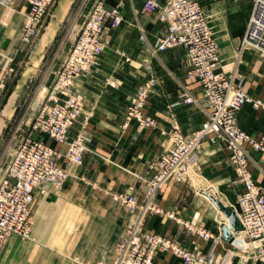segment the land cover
I'll return each instance as SVG.
<instances>
[{
  "label": "crops",
  "instance_id": "crops-1",
  "mask_svg": "<svg viewBox=\"0 0 264 264\" xmlns=\"http://www.w3.org/2000/svg\"><path fill=\"white\" fill-rule=\"evenodd\" d=\"M98 1L84 0L81 4L80 0L58 1L39 40L36 55L48 53L66 23H72L77 34L73 41L64 44L58 64L50 65L52 75L48 90ZM103 1L107 7L119 9L122 24L106 31L104 52L98 63L75 82V89L83 97V110L69 132L70 139L86 136L89 150L83 164L70 169V177L63 188H52L49 194L38 198L34 221L43 203H46L45 214L52 209L50 205L62 200L64 193L66 203L95 204L98 215L112 218L114 228L121 233L115 242L112 235L106 240L102 228L93 229L82 252L86 264H101L106 245L112 247L113 241L118 243L141 215L144 216L142 228L145 232L174 241L188 251L201 252L209 264H257L247 245L240 249L223 239V227L228 221L224 211L235 212L238 199L245 191V184L230 160L224 142L206 140L201 160L191 170L188 182L165 184L154 209L142 214L141 207L132 210L120 201L121 197H135L141 204L148 182L157 174L158 160L172 147L174 133L178 131L186 137L193 135L207 120L208 110L199 104H183L180 96L184 92L201 97V87L190 76L187 52L183 47L174 46L164 52L156 50L166 28L159 14L144 11L148 0ZM198 1L209 14L213 37L221 48L222 65L232 62L245 34L253 0ZM29 12L27 0H13L9 6L0 8V96L4 88L3 76L15 66L12 62L18 54L25 50L22 31ZM35 60L24 68L15 92L1 110L0 137L5 132L6 122L10 120L7 116L11 114L10 109L19 92L44 66L40 57ZM251 67L257 78L246 86L243 84V88L251 98L264 100V70L255 58L245 61V66H239L238 77L246 80L244 73ZM240 71L244 75H240ZM152 79L155 84L149 89L141 119L152 118L155 124L145 126L140 123L141 119L130 117L129 113L137 91ZM46 95L31 104L28 111L30 126ZM239 125L251 137L258 138L264 131L263 111L247 104L239 114ZM36 138L64 149L45 135L36 134ZM245 148L249 153L247 172L256 186L264 189V156L253 151L250 144H245ZM61 164L70 168L65 159ZM61 190L63 193H59ZM210 196L221 203L222 211L216 208ZM201 232H207L211 237L204 238ZM14 242L10 239L7 247ZM155 264H183V261L171 252L160 250Z\"/></svg>",
  "mask_w": 264,
  "mask_h": 264
},
{
  "label": "built area",
  "instance_id": "built-area-1",
  "mask_svg": "<svg viewBox=\"0 0 264 264\" xmlns=\"http://www.w3.org/2000/svg\"><path fill=\"white\" fill-rule=\"evenodd\" d=\"M13 0H0V8ZM30 12L23 26V42H31L40 32L49 8L55 0H27ZM144 11L159 14L166 32L156 50L164 52L181 46L187 52L190 76L202 90L197 97L184 92L183 104H199L208 110V118L200 129L186 137L180 132L173 135L172 147L157 162V174L148 182L144 200L121 197L120 201L132 210L141 207L142 214L154 209L158 196L167 183L188 182L191 170L201 160L206 140L224 142L230 160L236 165L245 191L239 197L235 213L238 231L232 244L240 249L247 245L253 251L257 264H264V189L256 186L247 172L248 149L264 156V131L258 138L251 137L239 125V114L247 104L264 113V102L253 100L243 88L244 80L236 69L224 71L218 43L213 37L210 17L198 0H165L159 3L148 0ZM122 24L118 8H109L103 0L98 1L89 13L69 55L62 63L46 98L37 109L31 128L14 151L11 162L0 179V253L11 236L29 239L34 228V211L39 197L46 196L52 188H63L70 177V169L83 164L88 152L89 140L84 135L70 139L69 132L81 116L83 97L75 89V82L91 71L104 52V40L109 28ZM264 56V0H253L245 34L240 44V57L246 51ZM155 84L151 80L137 91L130 107V117L141 119L142 110ZM145 126L154 125L152 118L141 119ZM36 134L47 136L64 146L57 149L37 139ZM65 159L70 168L61 162ZM143 217L127 229V237L119 247L114 264H155L160 250L172 252L183 264H209L201 252H191L174 241L153 236L142 228ZM210 238L207 232L200 233ZM245 248V247H244Z\"/></svg>",
  "mask_w": 264,
  "mask_h": 264
},
{
  "label": "rangeland",
  "instance_id": "rangeland-1",
  "mask_svg": "<svg viewBox=\"0 0 264 264\" xmlns=\"http://www.w3.org/2000/svg\"><path fill=\"white\" fill-rule=\"evenodd\" d=\"M58 1L55 0L49 8L38 35L29 43L23 42L26 46L25 50L18 54L12 62V65L15 64V66H12L10 71L8 70L5 74L6 76H3L4 88L0 96V116L8 97L15 92L18 79H20L24 68L35 62V59L39 57L44 62V66L40 69L36 78L19 92L15 103L10 109L11 114L6 115L10 120H7L5 132L0 137V179L11 162L15 149L30 131L28 111L31 104L35 99L43 98L48 91L47 86L52 75L50 65L52 63L58 64L59 55L63 51L64 44L73 41L77 34V28H74L70 22L66 23L61 29L58 40L48 53L45 56L42 53L36 55L39 40L54 15ZM83 2L84 0H80V4ZM239 50L232 62L222 65L224 71L237 70L239 66H245V61L251 58H255L264 70V56L250 50L240 57ZM253 70V67L246 70L244 74L247 76L242 74L243 71L239 72L240 75H244L246 78L243 83L245 86L246 83L257 78V74ZM251 99L260 100L257 98ZM262 101L264 102V100ZM59 193H63L62 190ZM63 194L62 200L57 204L50 205L49 207L52 209L47 210V213L44 214L43 212L46 203L40 206L35 215L33 234L29 239H22L17 236H11L7 239L0 253V264H86L82 260V252L86 247L88 237L91 238L93 229L102 228L106 240L111 235L115 242L117 241L116 238L121 237L120 230L114 228L112 224V218L98 215L99 211L95 204L92 206H83L80 202L74 205L69 204L64 201ZM112 198L115 202L117 201L114 195ZM126 237L127 233H124L123 238L118 243L113 241L112 247L106 245L104 261L101 264H114L119 247ZM10 239H14L15 242L12 246L7 247Z\"/></svg>",
  "mask_w": 264,
  "mask_h": 264
},
{
  "label": "water",
  "instance_id": "water-1",
  "mask_svg": "<svg viewBox=\"0 0 264 264\" xmlns=\"http://www.w3.org/2000/svg\"><path fill=\"white\" fill-rule=\"evenodd\" d=\"M212 202L219 210H223L221 203L215 198L211 197ZM228 221L227 225L223 227V239L226 242L232 243L235 239L234 234L238 231V220L235 212L229 213L228 211H224Z\"/></svg>",
  "mask_w": 264,
  "mask_h": 264
}]
</instances>
